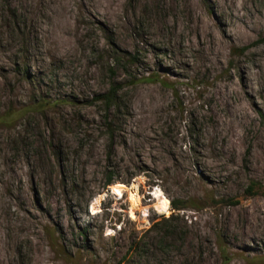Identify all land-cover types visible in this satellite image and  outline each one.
I'll list each match as a JSON object with an SVG mask.
<instances>
[{
    "label": "rangeland",
    "instance_id": "obj_1",
    "mask_svg": "<svg viewBox=\"0 0 264 264\" xmlns=\"http://www.w3.org/2000/svg\"><path fill=\"white\" fill-rule=\"evenodd\" d=\"M263 224L264 0H0V264H264Z\"/></svg>",
    "mask_w": 264,
    "mask_h": 264
},
{
    "label": "trees",
    "instance_id": "obj_2",
    "mask_svg": "<svg viewBox=\"0 0 264 264\" xmlns=\"http://www.w3.org/2000/svg\"><path fill=\"white\" fill-rule=\"evenodd\" d=\"M97 100L99 101H103V103H105V105L107 106V109H111L113 106L116 105L117 102V90L115 89V87H112L111 90L107 93H104L102 95H100ZM112 184H114V181L110 178L107 181V186H111ZM174 208L176 210H179V207L174 205ZM224 252V250H223Z\"/></svg>",
    "mask_w": 264,
    "mask_h": 264
},
{
    "label": "bare ground",
    "instance_id": "obj_3",
    "mask_svg": "<svg viewBox=\"0 0 264 264\" xmlns=\"http://www.w3.org/2000/svg\"><path fill=\"white\" fill-rule=\"evenodd\" d=\"M203 29H204V32L205 33H207V29H206V27L204 26L203 27ZM221 44H222V42H219V48L216 50V52L217 53H219V51L221 50L220 48H221ZM120 188H118V187H114V191H115V193H119V191H121V190H119ZM154 198L158 201V206H157V208H158V211L160 212V213H168V211H169V202H168V200H166L165 198H162V196H161V193L159 194L158 192L157 193H155L154 194ZM155 200V201H156ZM133 201V200H132ZM133 205H134V203H132ZM155 205H156V203H155ZM97 207V206H96ZM156 207V206H155ZM154 208V207H153ZM156 210V209H155ZM264 225V224H263Z\"/></svg>",
    "mask_w": 264,
    "mask_h": 264
}]
</instances>
